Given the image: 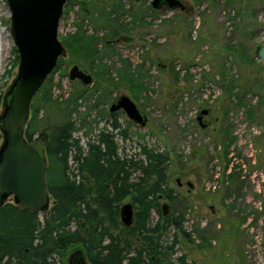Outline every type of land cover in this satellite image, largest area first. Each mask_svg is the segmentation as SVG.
Here are the masks:
<instances>
[{"label":"rangeland","instance_id":"obj_1","mask_svg":"<svg viewBox=\"0 0 264 264\" xmlns=\"http://www.w3.org/2000/svg\"><path fill=\"white\" fill-rule=\"evenodd\" d=\"M72 1L67 0L64 7L59 38L65 41L80 26L95 35L109 73L96 75L68 50L46 83L47 93L54 101L79 94L84 84L69 79L71 67L79 65L93 75L73 114L74 137L81 140L84 150L106 130L115 136L122 159L139 164L142 146L169 156L167 187L174 190L175 199L159 198L149 222L162 226L171 216L184 214L182 231L174 226L161 230L166 264H264V70L256 56L264 43V0H184L186 10L159 12L151 8V0H105L107 11H116L111 13V24L127 28L113 38L114 52L104 48L111 33L101 25L107 20L103 22L97 14L103 0ZM10 17L7 1L0 0V117L19 66ZM128 68L145 86L137 98L127 88ZM231 82L235 86L229 93ZM104 90L111 101L96 106ZM124 94L147 115L146 126L133 122L124 110L110 111L111 104ZM45 98L40 94L31 109V119L37 111L32 123L36 137L56 120L54 107ZM202 109L211 111L205 116L210 122L205 129L196 119ZM115 118L120 128L112 130ZM224 125L236 137L227 156ZM3 143L0 128V149ZM138 164L129 165L134 182L141 175ZM63 169L70 179L79 180L78 164L70 157L67 168H54V181L64 177L60 175ZM229 172L238 173L236 185L226 178ZM187 181L194 184L192 189ZM5 202L14 203V198ZM128 202L136 212L131 196L120 206ZM52 205L51 197L48 209ZM45 211L39 213L40 219ZM75 249L86 251L82 244H70L64 251V263L69 264Z\"/></svg>","mask_w":264,"mask_h":264},{"label":"trees","instance_id":"obj_2","mask_svg":"<svg viewBox=\"0 0 264 264\" xmlns=\"http://www.w3.org/2000/svg\"><path fill=\"white\" fill-rule=\"evenodd\" d=\"M101 3V10L97 14L100 20L103 18V22L104 18L107 20L101 25L109 27L111 33V38L104 40V48L114 52L116 41L113 38L122 31L126 32L127 28L123 24L112 25L111 13L115 14L116 11H107L105 0ZM63 43L71 54H76L77 62L82 66L96 75L105 70L109 73L101 56L102 49L97 48L95 35L87 34L82 26ZM16 54L18 57L17 50ZM60 66L58 62L53 72ZM126 70L127 88L137 98L145 88L144 83L134 71ZM49 77L34 100L44 93L45 102L54 107L56 120L47 124L36 137V131H32V123L37 119V111L34 110L25 137L29 141L40 142L46 149L47 180L53 205L40 219L39 213L22 209L15 203H0V264H67L63 262L64 251L70 244L76 243L85 247V253L93 264H166L161 230L174 226L182 231L184 214L171 216L162 226L160 222L156 225L149 222L152 210L159 207V198L175 199L174 190L167 187L169 156L142 146L139 164L133 163V159H122L115 136L106 130L101 131L95 141H89L85 151L81 140L74 137L76 122L73 114L88 88L83 85L79 94L54 101L47 93ZM119 84L122 85L121 82ZM234 86V82H231L227 91L231 93ZM110 101L108 90H104L95 105ZM239 104L243 102L240 100ZM110 115L115 116L113 113ZM111 128H120L116 118ZM224 132L229 142L232 136L229 127ZM122 134L124 138L127 137L126 131ZM70 157L78 164L79 180L70 179L66 169H63L60 175L64 177L54 181V168H67ZM130 164L139 165L141 175L135 182L130 180ZM128 196L132 197L138 210L133 225L125 227L118 217L120 203ZM181 259L184 260L183 257Z\"/></svg>","mask_w":264,"mask_h":264},{"label":"water","instance_id":"obj_3","mask_svg":"<svg viewBox=\"0 0 264 264\" xmlns=\"http://www.w3.org/2000/svg\"><path fill=\"white\" fill-rule=\"evenodd\" d=\"M11 12L10 32L19 54L18 75L5 98V109L0 117L4 143L0 149V203L8 197L22 209L42 213L50 205L48 188V158L45 147L25 137L34 97L57 67L68 50L59 38V26L67 0H6ZM154 11L185 10L184 0H151ZM256 56L264 68V43L259 45ZM71 81L80 80L84 85L93 82V75L75 64L69 71ZM124 110L135 123L146 126L148 117L133 99L124 94L110 106L111 112ZM209 113L202 109L198 120ZM180 182V180H178ZM191 187L193 184L188 183ZM164 205V213L166 212ZM120 218L125 227L133 225L135 211L128 202L120 208ZM69 264H87L83 250L77 249L68 258Z\"/></svg>","mask_w":264,"mask_h":264},{"label":"flooded vegetation","instance_id":"obj_4","mask_svg":"<svg viewBox=\"0 0 264 264\" xmlns=\"http://www.w3.org/2000/svg\"><path fill=\"white\" fill-rule=\"evenodd\" d=\"M185 5H186V3H185ZM187 9V7L185 8V10ZM156 12H159V11H156ZM260 61V60H259ZM260 65H261V67H262V69L264 70V68H263V66H262V64H261V62H260ZM209 110V113L211 112L210 111V109H208ZM201 111V110H200ZM200 113V112H199ZM199 113H198V115H197V123H198V125H200V127L202 128V126H201V122L198 120V116H199ZM209 113L207 114V115H209ZM207 115H205V116H207ZM205 116H203V119L202 120H206L207 122H208V125L206 126V128L207 127H209V125H210V122L205 118ZM224 128H223V130H222V134L223 133H225V132H223L225 129H226V127H225V125L223 126ZM229 128H230V126H229ZM202 129H205V128H202ZM222 129V128H221ZM232 133V132H231ZM235 139H236V137H234L233 135L231 136V140L229 141V142H226L224 145L226 146L225 147V150H224V154L227 156V153H228V148H229V146H230V144H232L233 142H235ZM231 172V171H230ZM229 172V173H230ZM228 177V179H229V181H231V184L232 185H236V183H237V181H238V173H236V172H234V173H230L228 176H226V178ZM189 182H191V181H187L186 182V184L190 187V189H192L193 187H194V184H193V186L191 187L188 183ZM243 182V184H245V181H242ZM181 186L183 185V183L180 181V182H178ZM231 189V188H230ZM227 190H228V188H227ZM230 194H231V191H230ZM229 193H226V195H230ZM164 208V207H163ZM77 249H75L74 251H76ZM73 251V252H74ZM72 252V253H73ZM71 253V254H72ZM83 253H84V258H85V261L86 262H90V260H89V258H88V256H87V254L83 251ZM88 264V263H87Z\"/></svg>","mask_w":264,"mask_h":264}]
</instances>
